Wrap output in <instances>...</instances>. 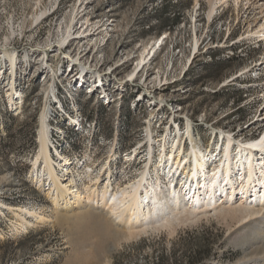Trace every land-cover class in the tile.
Listing matches in <instances>:
<instances>
[{
  "label": "rangeland",
  "instance_id": "rangeland-1",
  "mask_svg": "<svg viewBox=\"0 0 264 264\" xmlns=\"http://www.w3.org/2000/svg\"><path fill=\"white\" fill-rule=\"evenodd\" d=\"M212 1L0 0V264H264V218H255L264 210L225 203L130 237L102 211L61 215L34 177L43 115L57 173L82 190L86 170L99 172L113 152L119 184L138 179L151 137L190 151V125L205 152L227 145L222 133L230 149L263 139L264 35L254 21L264 0L253 9L214 0L210 17ZM89 33L85 54L72 39ZM12 205L45 218L27 215L26 229Z\"/></svg>",
  "mask_w": 264,
  "mask_h": 264
},
{
  "label": "bare ground",
  "instance_id": "bare-ground-1",
  "mask_svg": "<svg viewBox=\"0 0 264 264\" xmlns=\"http://www.w3.org/2000/svg\"><path fill=\"white\" fill-rule=\"evenodd\" d=\"M260 1L249 0L251 3L249 9L255 8L254 5H259ZM215 3L217 2L213 0L210 17L217 7ZM259 7L261 8L259 11L261 19L254 22L256 25L260 23L258 33L264 35V21L261 22L262 19L264 20V2ZM44 14L45 11L42 12V15ZM94 39V33H89L79 37L75 36L72 40L82 44L85 54H89L96 42V40L93 41ZM8 53L5 51V55ZM150 53L151 50H148L147 54L144 52L141 55L137 64L139 68H144V63ZM9 58L12 66L15 67V54L9 55ZM8 91L14 107L18 103L17 99L20 93L14 87H10ZM18 107L15 108L18 109ZM72 121L80 125L79 121L75 119ZM263 121L264 116L262 120H258L259 123H263ZM49 128L47 118L43 115L39 137L40 150L34 161L36 167L34 177L39 185H46L48 182L52 202L63 216H82L92 210L102 211L120 229H125L126 235L131 237L149 227L168 226L180 217L193 212L200 214L206 211L207 213V211L215 210L225 203L233 205L240 201L244 207H252L250 213L256 215L264 210V157H261L263 154H259L261 159L255 160L254 156L255 149L264 150V138L253 140L235 152L234 148L230 149L234 139L231 138V135L226 136L222 133L227 139V145H221L220 149L212 147L205 152L199 147L198 139L193 134L190 125L188 128V135L192 143L190 151L186 150V147L180 146V140H169L164 137L162 142H159L160 140L151 137L149 157L145 158L146 166L138 179L126 184H119V180L113 175V161L118 158L113 152L110 160L106 163L107 165L99 172L93 168H86L89 182H83L84 190H82L76 179L67 177V183H65L63 179L65 174L57 173L56 162L49 147L51 142ZM156 142L161 143V149L158 150L160 155L157 160H155ZM216 151L218 152L215 153ZM134 153L136 158L139 149L136 148ZM60 158L64 159V164L61 166L69 167L67 172H71L70 158L62 156ZM39 163L40 166H38ZM210 163L211 167L208 168ZM165 179L171 182L170 186L165 184ZM184 196L189 198L186 203ZM249 200L256 204H249ZM9 209L15 212L18 219L22 221L21 226L26 229L33 225L27 219V215L34 216L37 221L45 218L36 211L17 205H12ZM200 209L202 210L199 211ZM262 216L264 218V214L257 215L255 218Z\"/></svg>",
  "mask_w": 264,
  "mask_h": 264
},
{
  "label": "trees",
  "instance_id": "trees-1",
  "mask_svg": "<svg viewBox=\"0 0 264 264\" xmlns=\"http://www.w3.org/2000/svg\"><path fill=\"white\" fill-rule=\"evenodd\" d=\"M205 250H207V249H198V250H196L198 256L200 255V256H199L200 261H202V262L206 259V257H205V258H202V255H203V254H206V253H205ZM208 253H209V252H208ZM199 258H198V259H199Z\"/></svg>",
  "mask_w": 264,
  "mask_h": 264
}]
</instances>
